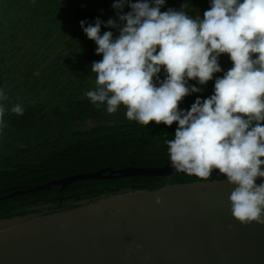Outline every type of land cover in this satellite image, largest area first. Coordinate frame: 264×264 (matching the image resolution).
<instances>
[{
    "label": "clouds",
    "instance_id": "9594fccd",
    "mask_svg": "<svg viewBox=\"0 0 264 264\" xmlns=\"http://www.w3.org/2000/svg\"><path fill=\"white\" fill-rule=\"evenodd\" d=\"M165 4L115 0L117 19L80 22L102 55L92 63L96 86L86 96L109 114L124 106L127 119L145 126L175 122L174 139L166 141L171 167L201 179L218 170L233 189L234 219L264 225V182L256 183L264 178V0H210L202 18L189 15L186 3L162 12ZM102 27L119 34H101ZM223 54L233 66L215 79L214 93L181 110L186 96L202 91L188 81L203 86L213 80ZM6 99L0 87V101ZM5 112L0 103V132L7 127ZM11 112L23 115L24 108L16 104Z\"/></svg>",
    "mask_w": 264,
    "mask_h": 264
},
{
    "label": "trees",
    "instance_id": "16d2710c",
    "mask_svg": "<svg viewBox=\"0 0 264 264\" xmlns=\"http://www.w3.org/2000/svg\"><path fill=\"white\" fill-rule=\"evenodd\" d=\"M114 2L0 0V87L7 96L0 101L6 106L7 124L0 132V196L108 168H158L171 163L166 141L174 139L175 122L167 126L153 121L145 126L127 119L124 106L109 114L105 106L92 104L86 84L80 85L95 76L84 73L85 68L102 60L80 22L117 19ZM182 4L183 0H166L165 7ZM124 11L130 9L126 6ZM109 30L114 38L118 36V30L104 27L101 34ZM219 63L222 71L206 85L188 81L202 91L186 96L181 110H189L198 97L203 100L214 93L215 79L233 66L227 54L219 57ZM77 66L82 71L68 72L79 70ZM158 75L161 81L166 77L163 69ZM16 104L23 106V115L11 112ZM223 179L188 174L121 177L109 171L100 180H79L65 188L55 185L0 200V221L39 218L137 190Z\"/></svg>",
    "mask_w": 264,
    "mask_h": 264
},
{
    "label": "water",
    "instance_id": "95a60500",
    "mask_svg": "<svg viewBox=\"0 0 264 264\" xmlns=\"http://www.w3.org/2000/svg\"><path fill=\"white\" fill-rule=\"evenodd\" d=\"M109 171L121 177L186 174L171 163L108 168L15 190L0 200L100 180ZM214 176L223 177L213 170L208 179ZM232 190L225 178L137 190L2 228L0 264H264V225L234 219Z\"/></svg>",
    "mask_w": 264,
    "mask_h": 264
},
{
    "label": "rangeland",
    "instance_id": "374dc122",
    "mask_svg": "<svg viewBox=\"0 0 264 264\" xmlns=\"http://www.w3.org/2000/svg\"><path fill=\"white\" fill-rule=\"evenodd\" d=\"M183 2H185L186 4L189 5L190 8L188 9V11H189L188 14L191 15L193 18H195V16H199V15L202 18L204 11H206V10H208L210 8V0H183ZM169 8H172V9H175V10H180L181 9V5L180 6L171 5ZM167 9H168L167 7H163L161 9V11L163 12V11H166ZM53 59L54 58L51 56V60H53ZM51 67L55 68L54 62L51 63ZM77 68L79 70L74 71V70L71 69L68 72L71 71V73H72V72L82 71V66H77ZM85 70L86 71H84V73L89 74L90 76L93 74L95 76L93 78L92 77L88 78L87 80H85L86 82L81 81L80 85L81 84H86L83 87L87 86L86 88L88 89V91L89 90H93L95 88V86H96V74L91 72V66L90 65L87 66L85 68ZM65 78L66 77L63 78V82L66 81ZM77 81L78 80H76V82ZM50 102H52L51 99H50ZM36 218H38V217H36ZM36 218L29 217V218H26V219H23V220L22 219H12V220H8V221H0V229L6 228V227H9V226H13V225H16V224H19V223H23V222H26V221H29V220H32V219H36Z\"/></svg>",
    "mask_w": 264,
    "mask_h": 264
}]
</instances>
